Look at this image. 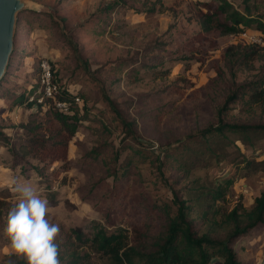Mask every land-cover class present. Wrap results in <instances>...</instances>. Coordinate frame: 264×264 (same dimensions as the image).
<instances>
[{
    "label": "rangeland",
    "instance_id": "374dc122",
    "mask_svg": "<svg viewBox=\"0 0 264 264\" xmlns=\"http://www.w3.org/2000/svg\"><path fill=\"white\" fill-rule=\"evenodd\" d=\"M34 1L36 10L17 15L14 47L0 80V129L15 144L26 140L28 128L42 131L51 122L62 126L61 120L74 133L65 169L61 161L44 164L30 155L15 161L0 139V264H28L11 252L4 231L18 199L13 179L31 181L48 201V219L60 225V261L85 251L83 264H112L91 242L78 245L72 228L80 225L92 236L96 223L107 230L122 225L130 240V214L154 208L153 232L160 231L167 216L161 208L173 210V189L189 184L222 189L213 220L193 214L200 229L223 234L228 224L220 222V213L250 209L264 189V169L237 163L231 143L218 148L227 152L218 160L196 132L218 117L264 122V98L254 101L249 89L264 88V48L238 30L205 33L199 16L206 0ZM230 1L244 11L243 0ZM249 2L264 21V0ZM247 30L264 34L254 24ZM43 58L58 85L82 98L69 114L56 115L52 100L33 99ZM232 93L235 98L218 114ZM122 117L134 133L123 142ZM235 143L246 157L264 158V137L251 145ZM96 146L99 152L92 151ZM197 157L201 164L186 166ZM235 248L243 264H264V229L242 236Z\"/></svg>",
    "mask_w": 264,
    "mask_h": 264
},
{
    "label": "trees",
    "instance_id": "16d2710c",
    "mask_svg": "<svg viewBox=\"0 0 264 264\" xmlns=\"http://www.w3.org/2000/svg\"><path fill=\"white\" fill-rule=\"evenodd\" d=\"M243 2H245L244 11L235 7L230 0L201 1L200 3L206 7V11H201L199 16L202 30L206 31L205 33L213 28L241 31L254 24V27L264 32V21L261 16L251 12L255 2L250 3L249 0H243ZM148 10L153 11L154 6ZM55 75L53 69V79L57 83ZM249 89H251L250 98L254 101L264 98V88L252 86ZM74 94L79 95L78 92H72L69 88L61 86L56 92L57 98L69 102L70 111L73 109V102H76ZM37 95L39 96V93ZM37 95L33 98L36 101ZM234 98L235 93L228 95L219 107L218 114L224 110L226 103ZM55 110L57 111L55 114L60 116L71 113ZM121 120L126 130L123 142L128 136L132 139L134 133L131 122L123 117ZM60 122L62 126L51 122L42 131L28 128L26 140L18 144L10 142V137L2 129H0V139L15 161L30 155L44 164L61 161L60 167L65 169L68 143L74 129L62 120ZM196 133L204 141V147L216 155L218 160L225 159L224 154L227 153L226 150L220 152L218 148L221 146L225 148L231 143L235 146L233 153L237 163L243 162L245 166L253 170L264 169V158L257 160L246 157L235 143L236 140H240L244 144L251 145L257 139L264 137V122H229L218 117L215 124L207 125ZM230 134H234L235 137L230 138ZM190 138L192 136L188 135V139ZM129 145L133 153L140 152L138 147ZM92 149L93 152H99L98 146ZM185 163L187 167H194L201 164V160L197 157L187 159ZM178 192L173 189V201L176 204L173 210L167 206L161 208L167 215L162 230L153 232L157 216H155L154 208H151L147 212L130 214L128 222L131 232L130 240L127 239L128 228L119 225L112 230H107L104 225L96 223L92 236L87 234L80 225L72 228L78 245L91 242V245L106 256L112 264H243L235 244L242 236L264 229V189L254 198V204L250 209L241 212L238 210L240 207L242 209V206H235L224 215L220 213L222 217L220 222L228 224L223 234L214 233L211 229H200L197 226V218L193 214V211H198L207 221L213 220L214 213L219 212V209L214 208L213 203L223 196L222 189L207 184H189ZM56 202L54 200L49 204ZM25 260L21 258L22 262ZM84 262L85 251H82L79 254L75 252L70 254L66 259L61 260L60 264H83Z\"/></svg>",
    "mask_w": 264,
    "mask_h": 264
},
{
    "label": "clouds",
    "instance_id": "9594fccd",
    "mask_svg": "<svg viewBox=\"0 0 264 264\" xmlns=\"http://www.w3.org/2000/svg\"><path fill=\"white\" fill-rule=\"evenodd\" d=\"M11 188L17 203L9 210L5 233L13 254L28 264H60L56 238L60 225L48 219V201L31 181L13 179Z\"/></svg>",
    "mask_w": 264,
    "mask_h": 264
},
{
    "label": "water",
    "instance_id": "95a60500",
    "mask_svg": "<svg viewBox=\"0 0 264 264\" xmlns=\"http://www.w3.org/2000/svg\"><path fill=\"white\" fill-rule=\"evenodd\" d=\"M34 0H0V80L3 77L14 47V33L18 12L37 9Z\"/></svg>",
    "mask_w": 264,
    "mask_h": 264
},
{
    "label": "built area",
    "instance_id": "2783aa9c",
    "mask_svg": "<svg viewBox=\"0 0 264 264\" xmlns=\"http://www.w3.org/2000/svg\"><path fill=\"white\" fill-rule=\"evenodd\" d=\"M241 34L249 39L252 43L260 45L264 48V34L252 33L246 29L241 30ZM40 73H39V87L38 92L41 93V97H38V101L41 102L43 99L48 98L52 100L54 106L59 110L68 112L70 111L69 102L63 99H59L56 96V92L59 90V85L53 79V68L49 60L43 58L39 62ZM82 98L74 94V100L77 103H81Z\"/></svg>",
    "mask_w": 264,
    "mask_h": 264
}]
</instances>
